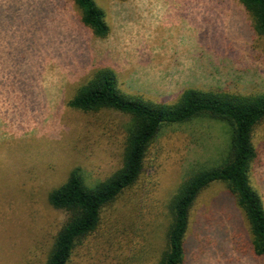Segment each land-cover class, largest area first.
I'll list each match as a JSON object with an SVG mask.
<instances>
[{"label": "rangeland", "instance_id": "374dc122", "mask_svg": "<svg viewBox=\"0 0 264 264\" xmlns=\"http://www.w3.org/2000/svg\"><path fill=\"white\" fill-rule=\"evenodd\" d=\"M110 27L94 38L68 0H0V264H45L66 217L46 194L80 168L102 181L121 167L130 117L69 107L99 70L118 90L175 104L188 90L264 94V37L239 0H96ZM228 128L211 120L164 129L136 187L70 264H155L170 198L199 169L220 165ZM251 186L264 203V125ZM223 185L193 212L187 264H264L253 256L242 216Z\"/></svg>", "mask_w": 264, "mask_h": 264}, {"label": "trees", "instance_id": "16d2710c", "mask_svg": "<svg viewBox=\"0 0 264 264\" xmlns=\"http://www.w3.org/2000/svg\"><path fill=\"white\" fill-rule=\"evenodd\" d=\"M79 24L94 38L110 35L105 11L96 0H68ZM122 2L128 0H119ZM251 16L253 30L264 37V0H239ZM69 107L84 114L114 111L130 117L123 143L121 167L102 181H88L80 168L47 194L48 206L66 217L54 237L45 264H70L73 255L103 227H114L107 217L139 183L150 148L171 126L211 120L228 128V145L221 164L199 169L185 179L166 206L167 226L155 264H187L193 212L199 198L214 185H223L242 216V226L253 256L264 260V203L251 186L250 174L258 160L255 132L264 125V94L243 96L188 90L173 105L154 104L118 90L116 74L99 70L83 83Z\"/></svg>", "mask_w": 264, "mask_h": 264}]
</instances>
